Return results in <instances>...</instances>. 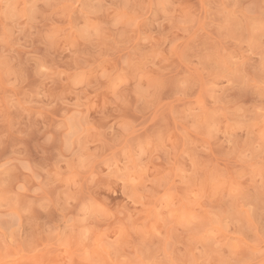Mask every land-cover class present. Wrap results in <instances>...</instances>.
<instances>
[{
    "label": "rangeland",
    "instance_id": "obj_1",
    "mask_svg": "<svg viewBox=\"0 0 264 264\" xmlns=\"http://www.w3.org/2000/svg\"><path fill=\"white\" fill-rule=\"evenodd\" d=\"M262 22L264 0H4L0 264H264Z\"/></svg>",
    "mask_w": 264,
    "mask_h": 264
},
{
    "label": "snow or ice",
    "instance_id": "obj_2",
    "mask_svg": "<svg viewBox=\"0 0 264 264\" xmlns=\"http://www.w3.org/2000/svg\"><path fill=\"white\" fill-rule=\"evenodd\" d=\"M260 43L262 48H264V22H262V27H261ZM37 68H38V74L43 75L45 77H47V75L51 72V69L45 65L38 64ZM61 75H63V73H61ZM261 87L264 88V53H262L261 56ZM120 102L127 104V99L121 98ZM24 190L25 189L21 186V191Z\"/></svg>",
    "mask_w": 264,
    "mask_h": 264
},
{
    "label": "clouds",
    "instance_id": "obj_3",
    "mask_svg": "<svg viewBox=\"0 0 264 264\" xmlns=\"http://www.w3.org/2000/svg\"><path fill=\"white\" fill-rule=\"evenodd\" d=\"M4 3V0H0V4H3Z\"/></svg>",
    "mask_w": 264,
    "mask_h": 264
}]
</instances>
